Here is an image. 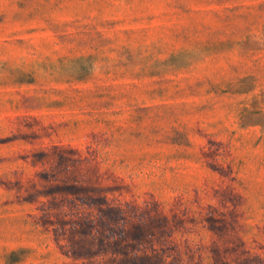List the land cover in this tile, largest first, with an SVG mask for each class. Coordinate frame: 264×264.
I'll return each instance as SVG.
<instances>
[{
	"label": "rangeland",
	"instance_id": "1",
	"mask_svg": "<svg viewBox=\"0 0 264 264\" xmlns=\"http://www.w3.org/2000/svg\"><path fill=\"white\" fill-rule=\"evenodd\" d=\"M0 264H264V0H0Z\"/></svg>",
	"mask_w": 264,
	"mask_h": 264
}]
</instances>
